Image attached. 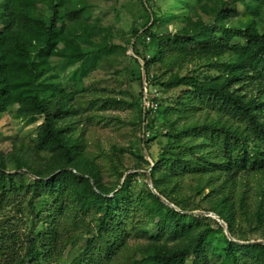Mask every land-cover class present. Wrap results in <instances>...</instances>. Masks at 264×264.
<instances>
[{"label":"trees","instance_id":"1","mask_svg":"<svg viewBox=\"0 0 264 264\" xmlns=\"http://www.w3.org/2000/svg\"><path fill=\"white\" fill-rule=\"evenodd\" d=\"M138 1L144 13L124 42L134 39L131 77L141 87L144 72L157 107L143 110L140 88L130 106L143 149L131 141L102 155L86 148L76 98L121 45L94 1L0 0V118L42 120L35 145L14 135L0 150V264H206V253L264 264L193 214L213 212L235 240L245 230L264 241V0ZM146 172L156 193L136 196L130 180Z\"/></svg>","mask_w":264,"mask_h":264},{"label":"rangeland","instance_id":"2","mask_svg":"<svg viewBox=\"0 0 264 264\" xmlns=\"http://www.w3.org/2000/svg\"><path fill=\"white\" fill-rule=\"evenodd\" d=\"M95 14L101 15V21L104 25L110 26L111 38L109 41L114 42L115 45L119 44V48H116L112 54L100 59L96 68L89 72V76L85 77L82 84L83 91L79 92L76 98V104L81 106L79 109L77 125L83 127L84 138L86 140V148L90 153L98 154H110L113 146L127 148L131 141H135V145L138 148H142L137 139L142 135L138 124H132V121L136 118V110L133 106H130V102L134 96L140 90V84L138 80L131 77L132 72L136 75L139 73L138 64L131 58H134L133 52L130 53L129 46L126 48L125 39L129 38L128 29L132 21L140 20L143 15V10L138 0H93ZM170 0H168L169 2ZM183 4L184 1L180 0ZM186 5V4H185ZM235 8L242 11L243 7L240 3L235 5ZM260 21V28L264 27V10L262 12ZM36 40L42 42L43 35L40 33H34ZM124 47V48H123ZM142 56V51L140 50ZM225 56H222L224 58ZM219 58L212 57L205 59V62L219 61ZM139 61V60H138ZM140 63V61H139ZM190 63V62H189ZM141 64V63H140ZM186 63L179 68V73L184 75L191 64L185 66ZM118 68V72L115 69ZM216 68V67H213ZM176 69V67H174ZM155 71V69L153 68ZM214 71V70H212ZM58 73L62 76L63 72L58 70ZM143 74V73H142ZM143 78V75H142ZM63 85L65 82L63 81ZM67 86V85H65ZM68 87V86H67ZM49 88L47 87V90ZM111 98H123L125 101H112ZM109 99V100H108ZM107 101L106 104L103 102ZM90 105V106H89ZM178 113L172 114V117ZM180 119V118H179ZM42 122L41 118L35 121L28 122L16 119L9 113H5L0 118V150H6L9 148L10 139L12 136L17 135L30 141L35 145V131L37 126ZM161 142L163 138L158 137ZM160 146L151 143V152L156 155ZM98 161L103 165L108 163L101 157H97ZM125 165L133 168L135 166L134 158L129 152H124ZM104 170V173L106 170ZM139 171L143 172V169L130 170L128 172ZM111 179V178H109ZM28 180V179H27ZM146 183V184H145ZM131 187L135 191L136 196L148 195V180L146 175H136L130 180ZM40 209H43L41 206ZM9 209H7L8 211ZM202 210H196L194 212H200ZM206 216L204 222L211 223L210 219L216 220L210 215ZM132 220V219H131ZM211 221V222H210ZM218 222V221H217ZM224 232V229H223ZM245 237L247 239H241L240 241L250 242V246L247 247V257L253 259L264 260V244L251 242L262 240L256 232L245 231ZM206 264H217L214 257H210V254L206 253ZM68 260H62L61 264H66Z\"/></svg>","mask_w":264,"mask_h":264},{"label":"built area","instance_id":"3","mask_svg":"<svg viewBox=\"0 0 264 264\" xmlns=\"http://www.w3.org/2000/svg\"><path fill=\"white\" fill-rule=\"evenodd\" d=\"M142 67H143V62L142 60H139ZM143 78H142V86H141V91H142V105H143V110L145 111L146 109L154 111L157 107V102L154 100L155 97H157V91L156 89H150L147 86V82L145 80V74L142 72ZM144 117V113H143Z\"/></svg>","mask_w":264,"mask_h":264},{"label":"water","instance_id":"4","mask_svg":"<svg viewBox=\"0 0 264 264\" xmlns=\"http://www.w3.org/2000/svg\"><path fill=\"white\" fill-rule=\"evenodd\" d=\"M134 39L131 41L130 43V46H129V49H130V53H132V43H133ZM147 180H148V184H149V187L151 188V190L156 193L155 189L153 188L152 186V183H151V178L149 176V173H147ZM166 202V200H164ZM169 205L173 206L171 203H169ZM193 214H196V215H210L212 217H214L215 219H217V221L221 224V226L223 227L224 229V233L228 236V238L230 240H234L235 242L237 243H240V244H246V243H250V242H243V241H240V240H235L233 237H231L228 233V230H227V226L225 225V223L223 222V220H221L216 214H214L213 212H205V211H200V212H193ZM251 242H255V243H260V244H264V241L263 240H259V241H251Z\"/></svg>","mask_w":264,"mask_h":264}]
</instances>
